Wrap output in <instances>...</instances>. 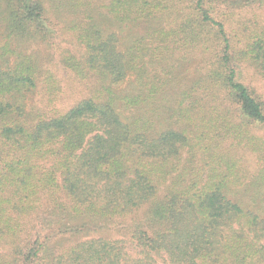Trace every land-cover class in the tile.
I'll list each match as a JSON object with an SVG mask.
<instances>
[{
  "label": "trees",
  "instance_id": "1",
  "mask_svg": "<svg viewBox=\"0 0 264 264\" xmlns=\"http://www.w3.org/2000/svg\"><path fill=\"white\" fill-rule=\"evenodd\" d=\"M221 6L0 0V264H264V18Z\"/></svg>",
  "mask_w": 264,
  "mask_h": 264
},
{
  "label": "rangeland",
  "instance_id": "2",
  "mask_svg": "<svg viewBox=\"0 0 264 264\" xmlns=\"http://www.w3.org/2000/svg\"><path fill=\"white\" fill-rule=\"evenodd\" d=\"M108 2L109 0H105ZM222 3V9H224L223 14L231 13L226 17V23L230 26L231 29L235 28H245V26H253L256 23H260L264 18V0H219ZM239 1V4L233 5V2ZM238 3V2H237ZM62 16V15H61ZM63 17V16H62ZM64 18V17H63ZM223 20L224 17L222 16ZM225 21V20H224ZM61 23V22H60ZM62 24V23H61ZM240 24V26H239ZM136 24H128L126 28H123L122 31H119V50L123 51L126 48L127 41L130 34H138L140 26H135ZM58 26L56 35L53 38V53L55 61H58L59 53L68 47L66 43V37L59 29ZM243 30V29H242ZM42 52V57L47 56L48 49L46 47H40ZM49 67L55 73V76L59 82L61 93L58 95V100L56 102L57 108L67 109L72 106L75 102L82 99L85 95V86L82 81L77 79L74 74L69 70L60 67L57 63L51 61L49 62ZM62 66V65H61ZM242 75L244 77V82L250 88L254 89L257 95L260 96L261 100L264 102V79L259 76V74L249 66L242 67ZM43 96L39 94V97L36 99L38 108H44ZM30 102L27 105V108L30 107Z\"/></svg>",
  "mask_w": 264,
  "mask_h": 264
}]
</instances>
